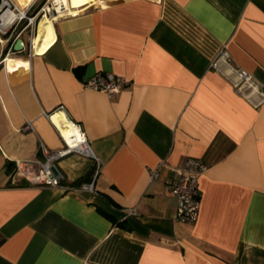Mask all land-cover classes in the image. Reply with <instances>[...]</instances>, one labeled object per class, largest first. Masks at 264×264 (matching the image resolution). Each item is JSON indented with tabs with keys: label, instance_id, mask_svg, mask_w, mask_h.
<instances>
[{
	"label": "crops",
	"instance_id": "obj_1",
	"mask_svg": "<svg viewBox=\"0 0 264 264\" xmlns=\"http://www.w3.org/2000/svg\"><path fill=\"white\" fill-rule=\"evenodd\" d=\"M110 1L69 0L41 51L27 31L0 45V264H264V0ZM96 72L130 84L84 86ZM60 106L101 167L72 153L60 185L13 181L16 160L63 146ZM190 156L207 169L187 223L166 180Z\"/></svg>",
	"mask_w": 264,
	"mask_h": 264
},
{
	"label": "built area",
	"instance_id": "obj_2",
	"mask_svg": "<svg viewBox=\"0 0 264 264\" xmlns=\"http://www.w3.org/2000/svg\"><path fill=\"white\" fill-rule=\"evenodd\" d=\"M36 0H33L27 7L21 9L13 0H2L0 4V45H8L12 48L16 39L24 32H29L28 40L30 48L32 47V38L36 30V22L41 14L51 15L56 11L53 10V0H47L41 5L37 6L32 12L31 8ZM6 4V5H5ZM5 5V6H4ZM11 13L15 16H11ZM22 20L24 24L21 25ZM29 28V30H28ZM25 47V41L24 46ZM227 56L225 50H221L218 58ZM5 59V58H4ZM235 85L238 89L251 88L256 89L252 75L245 69L236 70ZM84 86L98 89L106 92L109 96L119 93L125 86L130 84L126 76L114 73L96 72L94 75L88 77L83 81ZM61 110L62 106L56 108ZM52 111V112H54ZM51 112V113H52ZM51 113L48 114L49 118ZM68 118V117H67ZM52 121V120H51ZM53 123V122H52ZM60 137L63 140V146L58 149L45 150V159L42 162L37 161H19L14 163V171L12 175L13 181L19 179L38 180L46 185L57 186L64 181L63 173L56 170V163L69 154L77 153L96 160L97 170L101 167V161L95 156L90 142L87 139L85 132L82 130L80 124L72 119L67 120V125L74 129L75 134L68 138L61 133L57 126ZM27 129H33L32 121H28ZM207 169V164L199 157L190 156L185 160V163L175 177L166 180L168 189L177 199V213L176 218L182 222H195L199 215L201 193L199 189V179ZM158 175V167L150 170V177L155 178ZM81 188L92 190V183H83ZM134 213V209L130 210Z\"/></svg>",
	"mask_w": 264,
	"mask_h": 264
},
{
	"label": "bare ground",
	"instance_id": "obj_3",
	"mask_svg": "<svg viewBox=\"0 0 264 264\" xmlns=\"http://www.w3.org/2000/svg\"><path fill=\"white\" fill-rule=\"evenodd\" d=\"M16 2V1H15ZM54 8L53 10L56 11L58 14H61L64 10H69V0H53ZM18 7L21 9L27 7L30 3L21 4L16 2ZM6 5V4H5ZM4 5V6H5ZM55 13H52L51 15L48 14H41L36 22V30H35V37L32 38V47L33 49L37 51H41L44 48H46L53 40L54 36V29L52 20L56 16H54ZM11 16H15V14L11 13ZM50 119L52 122L57 126V128L61 131L63 135H65L67 138L70 135L75 134L74 129L70 128L67 125V116L64 113V111L56 110L51 113Z\"/></svg>",
	"mask_w": 264,
	"mask_h": 264
},
{
	"label": "rangeland",
	"instance_id": "obj_4",
	"mask_svg": "<svg viewBox=\"0 0 264 264\" xmlns=\"http://www.w3.org/2000/svg\"><path fill=\"white\" fill-rule=\"evenodd\" d=\"M1 1L2 0H0V4H1ZM14 2H15V0H13ZM47 0H36L35 2H34V4H33V7L31 8V11L30 12H32V11H34L35 9H36V7L40 4H42V3H44V2H46ZM16 3V2H15ZM69 8H70V6H69ZM24 20H22V22H21V25L22 24H24ZM53 24V23H52ZM28 30H29V28H28ZM35 35H36V33H34ZM35 35H34V37H35ZM28 36H29V32L27 33V38H26V40L25 41H27V49L30 47V42H29V40H28ZM33 37V38H34Z\"/></svg>",
	"mask_w": 264,
	"mask_h": 264
},
{
	"label": "water",
	"instance_id": "obj_5",
	"mask_svg": "<svg viewBox=\"0 0 264 264\" xmlns=\"http://www.w3.org/2000/svg\"><path fill=\"white\" fill-rule=\"evenodd\" d=\"M114 1H118V0H113V1H110L109 3H112V2H114ZM109 3H108V4H109ZM54 13H55V12H54ZM23 46H24V40H23V38H22V37H18V38L16 39L14 45H13L14 50H16V51H20V50L23 49Z\"/></svg>",
	"mask_w": 264,
	"mask_h": 264
},
{
	"label": "trees",
	"instance_id": "obj_6",
	"mask_svg": "<svg viewBox=\"0 0 264 264\" xmlns=\"http://www.w3.org/2000/svg\"><path fill=\"white\" fill-rule=\"evenodd\" d=\"M39 5H40V4H39ZM39 5H38V6H39ZM81 181H83V179H81V180H80V181H78V182L80 183ZM21 182H22V181H21Z\"/></svg>",
	"mask_w": 264,
	"mask_h": 264
}]
</instances>
